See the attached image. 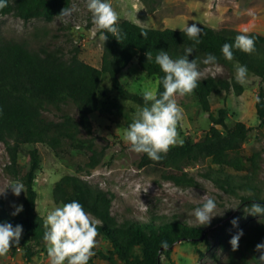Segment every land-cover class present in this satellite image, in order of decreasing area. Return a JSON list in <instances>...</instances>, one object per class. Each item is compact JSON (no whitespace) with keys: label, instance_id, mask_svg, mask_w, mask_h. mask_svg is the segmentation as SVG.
<instances>
[{"label":"trees","instance_id":"obj_1","mask_svg":"<svg viewBox=\"0 0 264 264\" xmlns=\"http://www.w3.org/2000/svg\"><path fill=\"white\" fill-rule=\"evenodd\" d=\"M72 0H7V7L0 10V18L14 14L25 21L41 18L52 21L62 9L70 8ZM201 28L200 43L195 44L184 29H156L141 26L128 19H118L116 27L123 37L119 42L110 33L103 41L101 66L95 67L79 58V49L65 57L60 49L41 48L33 50L26 43L0 39V141L6 146L10 165L6 168L15 180L25 186L23 210L13 215L5 207V199L0 197V223H10L13 227L21 225L22 236L18 245L25 246L28 259L33 254L31 248L41 246L46 250L43 240L44 220L36 214L37 190L35 182L40 169L41 156L37 144L58 152L68 146L87 153V171L96 168L102 161L104 151L97 148L93 136L90 114L121 109L122 101H130L144 106L141 93L128 90L119 80V73L136 58L139 69L149 77L160 80L163 73L155 64L158 51H166L172 59L184 55L186 47H193L189 60L203 63L208 54L217 58V65L233 70L235 64L246 65L248 72L264 81V35L256 32H241L234 29L217 30L208 25ZM147 32V38L141 32ZM247 34L255 41L251 53L233 48L234 59L228 61L221 52L225 43L234 44L235 37ZM151 52L153 60L147 62L145 53ZM110 82L116 91L112 96L103 78ZM233 89L241 94L244 87L235 77L207 76L201 78L194 89L202 111L209 112L211 125L203 137L186 136L182 143L171 146L159 161H153L141 154V165H154L163 171L165 179L177 185L195 184L188 168L201 159H209L218 166L215 173H223L225 168L244 174L234 179L229 173L223 178L216 175L219 186L226 192L238 195L243 204L250 206L256 202L264 205V186L256 184L260 153L243 154V144L249 137V127L241 121L230 125L228 111L219 108L217 114L210 112V96L222 94ZM158 85L157 96L162 93ZM255 103L260 126L264 127V86L260 84ZM55 109L60 119L55 120L45 112ZM72 110L76 111L75 114ZM24 153L27 161L19 172V154ZM209 176H211L209 174ZM221 180V181H219ZM239 191H242L240 194ZM249 192L252 195H249ZM52 199L56 204L78 201L91 216L100 221L98 235L110 242L116 257L122 264H162L165 256L170 264L171 253L176 243L187 240L193 245L207 240L203 228L187 225L177 219L155 217L147 222H134L130 218L121 221L112 214V198L103 189L89 183L77 175L65 174L54 183ZM264 242V221L249 227L239 240L238 250L232 251L231 245L225 264H256L254 257L257 244ZM167 245L166 247L164 245ZM223 245V244H222ZM224 246V245H223ZM14 243L12 249H16ZM103 258L105 255L98 254ZM111 264H116L107 258Z\"/></svg>","mask_w":264,"mask_h":264},{"label":"rangeland","instance_id":"obj_2","mask_svg":"<svg viewBox=\"0 0 264 264\" xmlns=\"http://www.w3.org/2000/svg\"><path fill=\"white\" fill-rule=\"evenodd\" d=\"M118 14V19H128L147 28L181 30L187 25H208L214 29H234L244 33L256 32L264 35V0H106ZM70 9H74L67 22L46 21L41 18L25 21L14 14H6L0 18V39L23 42L30 49L41 48L60 49L65 57L72 55L75 48L79 49V58L95 67L101 66L103 41L100 33L94 30L91 13L87 11L85 0H72ZM202 77L214 76L230 79L235 77V68L231 71L223 66L205 65L197 63ZM119 80L132 91L141 93L145 88L157 93L159 81L146 76L134 58L122 70ZM105 86L112 96L116 91L111 89L110 82L103 78ZM264 81L248 72L244 83V90L237 94L232 88L222 94L210 96V112L217 114L221 107L228 111V122L234 125L241 121L249 127V137L243 144V154L260 153L259 168L255 178L256 184L264 186V127H261L257 117L255 103L260 84ZM183 110L182 119L178 122V141L186 136L203 137L208 131L211 121L209 112L201 109L196 93L183 97H175ZM122 108L114 107L111 111H101L90 114L93 124V136L99 150L104 155L101 163L94 169L87 171L88 155L81 150L68 146L58 152L49 147L37 144L41 156L40 169L37 172L35 188L38 196L36 214L43 220L48 210L56 204L52 199L54 183L65 174H73L87 180L89 183L105 190L112 198V214L121 221L130 218L134 222H147L151 218L177 219L187 225L201 227L207 234L208 242L201 240L197 245L187 240L176 243L171 253V259L176 264H225L229 241L240 232L243 233L250 226L264 221V216H252L244 212L247 206L238 195L226 192L217 183L216 175L221 178L225 173L239 179L243 172L225 168L223 173H215L218 166L209 159H201L188 168V173L195 180V184L182 186L167 180L163 171L154 165H141V154L131 152L129 145L123 140V130L132 122L139 106L130 101H122ZM76 111L72 110L75 114ZM45 115L60 119V112L51 109ZM119 129V130H118ZM27 161L24 153L19 154V166L22 173ZM10 157L6 146L0 141V197L5 199V207L11 211L22 204L23 192L17 197L9 188L15 182L7 166ZM209 174L211 176H209ZM221 181V180H219ZM240 194L242 191H239ZM207 195L216 202L215 217L209 225L199 226L188 223L194 218L190 213L205 201ZM93 217V216H92ZM237 218L238 225L231 221ZM224 246H223V245ZM31 259L25 246L17 245L10 249L5 256H0V264H49L47 251L41 246L31 248ZM95 255L88 264H111V258L116 264H122L116 257L110 242L106 237H96ZM103 254V258L98 254ZM66 264V262H65ZM162 264H170L162 256Z\"/></svg>","mask_w":264,"mask_h":264},{"label":"clouds","instance_id":"obj_3","mask_svg":"<svg viewBox=\"0 0 264 264\" xmlns=\"http://www.w3.org/2000/svg\"><path fill=\"white\" fill-rule=\"evenodd\" d=\"M86 8L91 13V22L94 30L100 33V39L106 41L110 33L119 42L123 37L120 29L116 27L118 14L113 10L106 0H85ZM7 7V0H0V10ZM74 9L64 8L55 17L57 21L67 22L72 16ZM185 35L195 44H199L201 28L192 23L184 29ZM141 36L147 38V32L142 31ZM236 48L242 52L251 54L255 50V41L247 34H239L235 37L234 44L225 43L221 52L223 57L232 61L234 54L232 49ZM193 47H186L184 55L172 59L164 51H158L155 56V64L163 73L159 84L163 91L157 96L152 90L145 88L142 92L144 101L143 107H138L133 122L123 130V140L130 146L129 150L137 154H146L149 159L159 161L161 154H166L171 146L182 143L178 141L177 125L182 119L183 110L178 105L175 97H183L191 94L198 87L202 72L198 70L197 60H189L193 54ZM147 62L153 60L151 52L145 53ZM205 65L217 66V58L208 54L203 60ZM219 70V67L217 66ZM248 69L246 65H236L235 79L238 83H244ZM260 100L257 98V103ZM119 130V129H118ZM11 189L15 196L24 192V184L20 181L11 182L7 189ZM6 191V190H5ZM3 191V192H5ZM0 192V193H3ZM249 195H252L249 192ZM205 201L201 206L195 208L190 215L194 218L188 223H195L199 226L209 225L217 207L213 198L203 196ZM23 206H16L13 215L19 214ZM244 212L252 216H264V205L253 202L244 208ZM100 221L86 212L78 201L55 206L48 210L44 219L45 228L43 240L46 244V251L49 264H88V261L95 255L93 249L96 247L98 236L97 225ZM233 226L238 225V219L231 221ZM23 228L21 225L12 226L10 223H0V256H5L13 247L19 244ZM243 236L241 230L229 241L232 251L238 250L239 240ZM167 246L166 244L164 245ZM255 251L259 253L258 258L253 260L256 264H264V242L256 245Z\"/></svg>","mask_w":264,"mask_h":264}]
</instances>
